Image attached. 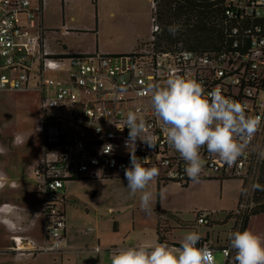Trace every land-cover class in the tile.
<instances>
[{
  "label": "built area",
  "instance_id": "2783aa9c",
  "mask_svg": "<svg viewBox=\"0 0 264 264\" xmlns=\"http://www.w3.org/2000/svg\"><path fill=\"white\" fill-rule=\"evenodd\" d=\"M156 1L149 39L131 53L66 55L51 50L43 25L45 0H0V93L38 95L37 131L42 139L33 175L39 182L43 237L38 241L14 236L12 252L33 256L64 250L65 185L76 179L124 177V168L130 165L124 143L129 111L142 116L148 132L158 138L155 148L136 142V155L148 157L145 167L159 169L154 181L187 187L198 181L240 180L249 188L243 189L236 211L243 223L251 189L264 166L260 156L264 152V0H222L224 37L218 48L208 50L181 45L160 48ZM173 74L198 81L206 93L221 90L261 121L248 148L232 165L202 148L204 165L197 181L187 176L186 162L167 143L151 106L150 87L163 85ZM108 144L112 151L105 154ZM214 220L215 213H197L198 226H210ZM198 246L211 249L214 256L218 251L209 240H200ZM229 249L230 245L219 249L224 262L217 264H233L234 252Z\"/></svg>",
  "mask_w": 264,
  "mask_h": 264
},
{
  "label": "rangeland",
  "instance_id": "374dc122",
  "mask_svg": "<svg viewBox=\"0 0 264 264\" xmlns=\"http://www.w3.org/2000/svg\"><path fill=\"white\" fill-rule=\"evenodd\" d=\"M96 1L97 0H83V18L85 16L88 19L90 14L95 11ZM99 1L100 0H98V2ZM129 1L128 11L133 12L137 9L136 12L140 13L141 6L139 3L141 0ZM161 3L160 0L158 2L156 1L157 11ZM47 4L48 1L45 0L44 13L46 12L45 9ZM51 7L50 11L47 12V14L45 13L47 18L52 17L58 12V10L55 9V4H52ZM107 9V0H102L103 13H106ZM59 16L61 19V15ZM158 16V20L162 26L159 47L163 49L180 45L185 47L183 42L167 47L165 30L168 26V21L162 19L160 15ZM175 24H179V21H175ZM130 29V26H124L118 30H112L109 24L105 22L102 33L98 38H95L93 35H88L79 39H66L63 42L68 46H100L101 48L113 46L124 47L131 42L128 37ZM58 46L60 45L58 44ZM98 52L106 55V53L102 51ZM98 52L94 51L93 54ZM38 102L39 97L35 93H0V169L2 166H6L7 169L16 167L21 173L23 172V174H25H21L19 178L20 182L26 185L20 189V192L22 195H24L23 192L27 189L32 192L29 197L33 198V202H35L33 206L41 215V205L35 201L39 196L33 191L38 189L39 182L34 175H32L34 164L40 159L42 152V139L40 134L36 132V126L39 123ZM225 181H223V187H220V181L209 180L208 182H202V186H196L191 189L177 190L172 188L163 192V195H161L162 204L171 210L179 211L181 217L180 222L178 220H172L175 224V229L173 230L170 219L161 222L162 230H168V232L172 230L171 235H169L171 241L177 242L176 244L180 245V241L188 232L199 231L200 233H204L207 228L215 224L218 226L217 231L219 232V240L217 239L216 245H219L220 248L223 245H230L228 239L229 233L237 230L241 231L243 223L241 222L242 219L238 218V214L236 213L237 207H235L238 183L231 181L230 183H225ZM260 182L259 176L256 185L251 189L252 194L249 196L248 200L250 205L248 213L259 210L264 206V200L262 196L258 194V188L261 185ZM126 186V180H109L106 182L94 180L70 185L67 193L71 202L68 207L69 231L70 236L72 235L75 237V242L85 243L88 240V235L84 236V234L78 233L77 229H88L94 226V222L103 221V218L108 216L105 215V209H108L114 202H116L115 206L118 207L120 215L122 216L121 221L124 227L123 236L126 235L133 221H136L135 226L142 234L145 233L150 235L151 233H156V213L154 210L157 206L158 194L157 188L156 190L151 188L156 186V183L153 181L149 185V189L155 194L151 205L152 211L149 214H145L140 208L139 193H137L135 197L131 196ZM94 189L97 191L96 199L99 202V206L97 205L98 208L96 210L94 208L97 206L90 203L91 191ZM243 189L244 192L249 191V188L246 186H244ZM114 195L116 196L115 199L112 197ZM117 198L118 201H116ZM246 199L247 198H245V200ZM86 206L90 209V213L85 211ZM76 208L81 210L80 214L75 212ZM82 209L84 210L83 212ZM199 212L217 213V220L210 226H198L196 219L197 213ZM85 213L88 214V216H86ZM247 230L264 238V211L250 217ZM121 239L123 240L122 237ZM3 242L4 237L2 232H0V264H4L1 262V258L3 254H6L5 250H1ZM131 243L130 240H126V245ZM34 256L35 255L20 256L14 253V258L17 261L29 260ZM215 259L217 262H224V256L220 250L216 252ZM53 261L54 256L51 255L43 256L42 259L39 260L42 264H54Z\"/></svg>",
  "mask_w": 264,
  "mask_h": 264
},
{
  "label": "clouds",
  "instance_id": "9594fccd",
  "mask_svg": "<svg viewBox=\"0 0 264 264\" xmlns=\"http://www.w3.org/2000/svg\"><path fill=\"white\" fill-rule=\"evenodd\" d=\"M180 27L174 24L168 31L175 36ZM149 95L167 143L186 162L185 172L193 181L199 179L203 170L202 148L232 165L244 154L261 124L259 118L247 115L243 105L225 97L221 90L206 93L198 81L178 74L170 75L163 85L151 86ZM124 124L129 129L124 143L130 156V165L124 168L126 187L133 197L139 193L140 208L149 214L155 196L149 185L158 177L159 169L145 167L148 157L141 159L136 155V142L155 148L158 138L148 132L145 119L134 111L127 113ZM124 127L118 128L122 131ZM103 151L111 153L112 145H105ZM260 156L264 158V152ZM228 239L229 251L234 252L233 264H264V238L260 235L237 230L229 233ZM200 240V234L191 231L179 247L140 243L114 252L111 264H217L211 249L198 246Z\"/></svg>",
  "mask_w": 264,
  "mask_h": 264
},
{
  "label": "crops",
  "instance_id": "0c3cea01",
  "mask_svg": "<svg viewBox=\"0 0 264 264\" xmlns=\"http://www.w3.org/2000/svg\"><path fill=\"white\" fill-rule=\"evenodd\" d=\"M47 1L48 4L46 5L45 9L46 14L50 11L52 4H55V9L58 10L57 14L53 15L52 17L47 18L45 13L43 15V25L46 24L44 26L46 27V35L49 40L51 50L55 53L66 55H82L93 54L94 51H102L103 53L109 55H123L126 53H131L141 43H145L149 39L151 17L154 11L153 0H141L139 3L141 6L140 13L136 12L137 9L133 12L128 11L130 4L129 0H109V2L107 0L108 9L106 13H103L102 0L99 2L97 0L95 11L90 14L88 19L85 16L83 18V0ZM58 13L61 15V19ZM105 22L109 24L112 30H118L124 26H130L131 29L128 32V37L131 41L130 44L124 47L113 46L104 48H101L100 46H68L64 44L63 41L66 39H79L88 35H93L95 38H98L102 33V28ZM58 44L61 47L58 46ZM21 174H23V172L21 173L18 169L12 168L7 170L6 166H2L0 169V180L5 183L4 186L0 187V232H2L4 237L1 250L6 251V254L2 255L1 262L4 264H42L39 262V260L42 259L43 256L48 255L54 256V264H111V255L114 252L122 250L126 247L137 246L140 243H159L157 233H151L150 235L145 233L142 234L135 226L136 221L132 222V226L129 227L127 232L125 231L126 235L123 236L122 233L124 231V227L121 221L122 216L120 215L118 207L115 206L116 202L112 203L108 209H105V215L108 216L103 218V221L94 222V226L89 227L88 229H77L78 233H82L84 236L88 235V240L85 243L75 242V237L72 235L70 236L69 231L68 207L70 206L71 202L67 193L70 185L72 184L83 181H94L85 178L76 179L68 182L65 185L64 201L61 204V208L65 213L67 222V238L64 245V250L59 253H39L29 260L17 261L14 258V252L11 251V247L14 243L12 238L14 236H29L38 241H41L43 237L42 215H40V212L34 208L33 204L35 202H33V198L29 197L32 192L29 189L23 192L24 195H22L20 192V189L26 186L19 180ZM99 180L106 182L109 180L121 181L126 179L124 177L113 176ZM230 181L238 183L235 200V207H237L243 191V182L240 180H227L225 183H230ZM154 182L156 183V186L151 188L154 190L157 188L158 194L157 206L154 210L156 213L155 227H157L159 211L175 214L181 220L179 211H175L173 209L171 210L162 204L161 193L172 188L177 190L191 189L196 186H202V182L208 181L194 182L187 187H181L177 184H160L156 181ZM219 184L220 187H223L224 182L220 181ZM33 191L36 192L37 190ZM91 193L92 195L90 203L97 206L99 204L98 200L96 199L97 191L94 189L91 191ZM112 197L113 199L116 198L115 195ZM35 201L40 203L39 197L36 198ZM116 201H118V198ZM98 206L93 208L96 210ZM83 211L84 210L82 209V212ZM85 211L90 213V209L87 208V206L85 207ZM75 212L80 214L81 210L76 208ZM216 215L217 213H215V220L212 224H214L217 220ZM86 216H88V214H86ZM171 224L172 230L175 229L174 222H171ZM217 227L218 226L214 224L213 226L207 228L204 233H200L199 231L197 233L200 234L201 240L208 239L212 244H214L216 249L219 250L220 246L216 245L217 239L219 240V232L217 231ZM126 240H130L132 243L126 245ZM176 243L177 242L171 241V239L168 237V242L166 244H168L170 247H175L172 244ZM97 248H100V250L98 251Z\"/></svg>",
  "mask_w": 264,
  "mask_h": 264
},
{
  "label": "trees",
  "instance_id": "16d2710c",
  "mask_svg": "<svg viewBox=\"0 0 264 264\" xmlns=\"http://www.w3.org/2000/svg\"><path fill=\"white\" fill-rule=\"evenodd\" d=\"M161 2L158 14L162 19L168 21V26L165 30L167 47L179 42H183L185 48L191 50H208L219 47L224 37V11L222 0H161ZM175 21H179L181 27L177 34L173 36L168 31V28L174 25ZM36 132H38L37 126ZM13 169H16V167ZM260 181L261 185L258 188V194L262 196L264 200V166L261 170ZM263 211L264 206L259 210L247 213L244 217L241 231L247 230L251 216ZM169 219L171 222L172 220L181 221L175 214L170 212H158L156 233L159 243L168 242L171 230H169V232L168 230H162L161 222ZM172 245L175 247L180 246L179 244ZM212 245L214 246V244Z\"/></svg>",
  "mask_w": 264,
  "mask_h": 264
}]
</instances>
